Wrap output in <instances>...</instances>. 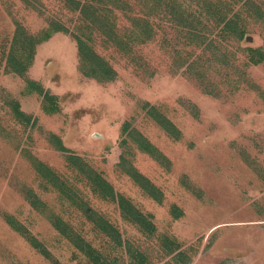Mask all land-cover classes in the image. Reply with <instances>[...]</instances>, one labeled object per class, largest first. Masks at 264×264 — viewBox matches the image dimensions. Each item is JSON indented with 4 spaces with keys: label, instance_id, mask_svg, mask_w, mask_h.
<instances>
[{
    "label": "rangeland",
    "instance_id": "374dc122",
    "mask_svg": "<svg viewBox=\"0 0 264 264\" xmlns=\"http://www.w3.org/2000/svg\"><path fill=\"white\" fill-rule=\"evenodd\" d=\"M18 28L51 31L23 74L8 63ZM252 47L264 0H0V264H99L55 216L114 264H264Z\"/></svg>",
    "mask_w": 264,
    "mask_h": 264
},
{
    "label": "trees",
    "instance_id": "16d2710c",
    "mask_svg": "<svg viewBox=\"0 0 264 264\" xmlns=\"http://www.w3.org/2000/svg\"><path fill=\"white\" fill-rule=\"evenodd\" d=\"M101 21V20H100ZM93 22L97 23V20L93 18ZM52 25H56L54 24V22L51 23ZM98 26H100V24H97ZM144 27L152 29L149 21L147 20V22L145 23ZM103 28L105 31V24H103ZM238 29H241L242 26L240 24H238L237 26ZM52 31H58L61 28H49ZM107 30L109 33L113 32V29L111 28L110 25L107 24ZM16 32V34H15ZM14 34V40H13V44L11 46V48L9 49V53H8V57H9V62L11 67L14 68L13 70H15L17 73H21L23 74L26 69L27 66L30 64L32 57H33V53H34V47L36 46V44L44 39H47L50 35H51V31L47 30L44 34V36L41 39L35 38L34 35H30L27 36L26 34H24L22 32L21 28H18V30H15ZM244 33L245 31L242 30V32L240 33L241 37H244ZM79 47H80V51L81 53L84 54H88V44L86 42V40H83L81 38H79ZM87 49V51H86ZM253 52V59L256 62H261L264 61V52L263 51H259L257 48H250ZM108 71V70H107ZM99 73H102L101 71H99ZM32 84H35L34 82H32ZM47 98L49 99H53L51 96H49V94L46 93ZM16 106V104H15ZM16 113L20 116L24 115L23 111L20 110L19 106L17 105V110ZM90 172L88 171V174ZM53 176L54 174L51 173ZM90 175V174H89ZM93 179H95L96 182H93L94 185H100L101 187H103V190H101V194H103V196H107L109 194H111L110 196L112 198H114V194H113V189L111 184L107 183V181L99 174L94 175ZM102 184V185H101ZM57 189L60 190L62 196L66 199H74L71 195L70 190H72L71 187H69L67 184H60L59 186H56ZM108 189V190H107ZM115 193V192H114ZM33 202L35 204L38 203L37 199H34ZM120 205L122 207L123 212H125V214H129L128 212L131 213V202H129L124 196L120 195ZM88 211V208H87ZM136 214H134V217L132 219H134L135 221H140V222H144L145 220L140 219L138 217L137 212H135ZM125 215V216H126ZM92 217V216H91ZM94 219V218H93ZM95 223L99 226H101L103 229H113V226L111 224H109V221H107V219L105 217H100V219H94ZM54 223L56 224L57 228L63 229L66 233L68 237L73 236L74 239H70L72 240L79 248L80 250H83L88 256L92 257L95 261L99 262V264H114L113 262H108L106 257L102 258L101 253L98 251V249L90 242H88L87 240H85L84 238H82L79 234L74 233V232H70L69 230H72L68 223L65 220L60 219L59 216H55V220L53 219ZM11 223L13 225H15L14 221H11ZM35 238V237H34ZM38 246V244H36ZM42 249V248H41ZM44 251V249H43Z\"/></svg>",
    "mask_w": 264,
    "mask_h": 264
}]
</instances>
